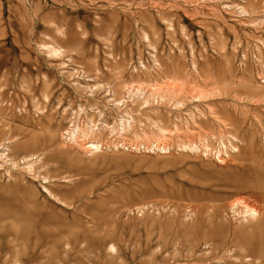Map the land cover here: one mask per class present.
I'll return each mask as SVG.
<instances>
[{"label": "rangeland", "instance_id": "rangeland-1", "mask_svg": "<svg viewBox=\"0 0 264 264\" xmlns=\"http://www.w3.org/2000/svg\"><path fill=\"white\" fill-rule=\"evenodd\" d=\"M243 118L264 0H0V264H264Z\"/></svg>", "mask_w": 264, "mask_h": 264}, {"label": "bare ground", "instance_id": "bare-ground-1", "mask_svg": "<svg viewBox=\"0 0 264 264\" xmlns=\"http://www.w3.org/2000/svg\"><path fill=\"white\" fill-rule=\"evenodd\" d=\"M202 89V88H201ZM254 89V88H252ZM198 90V89H196ZM257 91V90H256ZM209 93H212V91H208L207 92L205 91V89H203V91H201L199 93L198 91V94H196L194 96L195 99H199V100H202V99H207L209 96ZM192 95V93L190 94ZM211 95V94H210ZM213 95V94H212ZM256 101V100H255ZM180 105V104H179ZM236 105V104H235ZM183 106V105H182ZM214 109V108H213ZM212 109V110H213ZM213 110L212 112L217 116V115H220V113H217L218 111L216 110ZM216 119H218L220 122H222L224 125H227L229 124L228 122H230V120L227 121V119L225 120H222L224 119V117H222L221 115L220 116H217ZM255 120V119H254ZM237 125H232V129H227V138H228V142L230 143L229 145H231V148L233 150H236V149H240V144H246V149H247V152L246 154H241V158L243 160H246V161H253V162H261L259 165L260 166V169L258 170H254L252 171L251 175H252V178L249 179L247 182H243L244 183V186H256L257 188H259L261 191L264 192V161H262L264 159V154L261 153L259 151V140L258 139H264V121L261 120V119H258V120H255L254 122L253 121H250V119L248 118H243L242 120H240V123L239 121L237 120L236 121ZM159 126V125H158ZM177 126V125H176ZM163 131V132H162ZM175 132V131H174ZM185 132V131H184ZM221 132V131H220ZM161 135L165 136L164 138L165 139H168L170 138V136L172 135L170 133V131H167V130H163L161 129ZM164 133V134H163ZM224 133V131H223ZM171 134V135H170ZM184 134V133H182ZM200 134V132H199ZM193 135V134H192ZM212 135V133H211ZM210 135V136H211ZM173 136V135H172ZM175 136V135H174ZM194 136V135H193ZM222 136V134H221ZM234 138H237L239 143H236V142H233L232 141V137ZM215 137V136H214ZM231 137V138H230ZM176 138V137H175ZM204 138V137H203ZM163 139V138H162ZM173 139V138H172ZM222 141L224 142V139H225V136L221 137ZM220 139V140H221ZM207 140V138H206ZM197 141V140H196ZM195 141V142H196ZM153 142V141H152ZM167 142V141H166ZM174 142V141H173ZM192 142V141H191ZM198 142V141H197ZM163 143V142H162ZM157 146L156 148H158L159 150H162L163 152H166V151H169L171 149V146L168 144H163L162 145ZM171 143V142H170ZM203 143V142H201ZM92 144V145H91ZM91 148H87L89 152L92 153V150L95 149V150H98L100 149L101 146H99V143H91ZM130 144V143H129ZM138 144V143H137ZM205 144V143H204ZM223 144V143H222ZM202 145L203 144H199V143H191L190 145V148H199V149H202ZM207 145V144H206ZM224 145V144H223ZM90 147V146H89ZM136 147V146H135ZM148 147V146H147ZM152 147V146H151ZM155 147V146H154ZM208 147V146H207ZM137 148V147H136ZM145 148V147H144ZM243 148V147H242ZM140 149V148H139ZM150 149V148H149ZM154 149V148H153ZM152 149V150H153ZM238 149V150H239ZM244 149V148H243ZM242 149V150H243ZM93 150V151H95ZM144 150V149H143ZM186 150V148H185ZM210 150V149H209ZM96 152V151H95ZM207 152V151H206ZM242 152V151H241ZM88 153V152H87ZM240 153V152H239ZM218 158V157H217ZM245 162V161H244ZM252 164L251 165H254L255 164ZM238 163V162H237ZM241 163H243L241 161ZM250 165V164H249ZM248 165V166H249ZM257 165V163H256ZM251 166H249L250 168ZM253 167V166H252ZM248 168V169H249ZM240 169V168H239ZM250 174V173H249ZM244 197V196H243ZM238 198V200L235 202V205L236 206H241L242 207V214L244 215L243 219H246L251 217V218H256V217H260V215L262 213H264V203H257V202H254V200H249L246 198ZM264 197V196H263ZM250 198V197H249ZM231 205V204H230ZM234 205V206H235ZM237 210L239 209L238 207H236ZM241 210V209H240ZM239 210V211H240ZM263 216V215H261ZM258 217V218H259ZM264 217V216H263Z\"/></svg>", "mask_w": 264, "mask_h": 264}]
</instances>
